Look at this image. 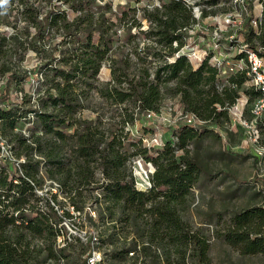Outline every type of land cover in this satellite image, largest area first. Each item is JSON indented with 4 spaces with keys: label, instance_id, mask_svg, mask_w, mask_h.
<instances>
[{
    "label": "trees",
    "instance_id": "trees-1",
    "mask_svg": "<svg viewBox=\"0 0 264 264\" xmlns=\"http://www.w3.org/2000/svg\"><path fill=\"white\" fill-rule=\"evenodd\" d=\"M220 1L208 0L211 4ZM70 7L82 13L70 20L66 10L57 9L42 17L51 29L61 32L59 42L52 47V57L39 65L42 82L49 85L38 96L36 108L20 106L30 101V96L25 100L28 94L18 98L19 105L15 108L0 106V133L9 144L16 141L11 149L18 160L11 162L8 155H0V264H31L37 257L33 243L36 236H51L55 242L56 236L62 235L64 245L60 247L58 258L66 257L63 253L68 246L83 249L85 246L78 243L79 238L72 236L62 223L65 218L74 217L72 210L61 205L60 212L52 204L57 203L58 193L50 189L39 194L37 189L44 185L45 176L56 180L73 208L81 213L85 188L80 186L95 181L96 169L101 170L105 181L90 188H100L94 199L97 206L91 211L101 215L107 210L113 215L118 208L123 219L136 228H140L138 221H143L142 230L150 239L169 238L174 244H180L182 257L193 243L199 257L207 259L209 242L190 230L178 212L179 205L186 202L192 186L202 174L200 164L186 158L180 150L207 127L184 124L177 131V140L175 134H171L162 147L140 146L133 152L148 154L156 167L150 179L151 186L143 189L135 185L134 176L128 170L127 162L132 154L124 148L125 140L139 146L142 139L135 138L132 128L125 130V125L134 126L135 109L144 113L160 110L161 81L175 79L184 105L202 118H212L218 123L221 115L225 118L228 115L226 110L217 109V104L223 106L226 99L234 101L238 91L226 88L223 93L219 92L216 69L207 60L196 64L185 55L175 56L172 61L164 60L154 70V77H150L147 56H163V49L174 56L177 47H173V41L183 44L184 35L180 30L196 21L191 6L184 0H164L163 9L150 10L146 4L141 6L144 9L142 17L152 26L147 34L156 36L161 48L154 46L155 50H149L146 45L144 56H139L143 64L138 70L131 69L130 52L120 55L110 52L117 40V31L110 32L116 22L114 17L92 11V0H76ZM132 9L137 7L132 6ZM127 15L124 11L118 18L123 21ZM104 26L108 27V33ZM252 30L250 27L246 33L247 39L253 38ZM257 39L264 45V26ZM106 59L111 62V79L96 86L98 92L111 103L125 105L120 119L109 128H103L100 115L92 117V110L85 104ZM9 73V80L30 76L28 71ZM237 80L239 84L243 81L242 78ZM130 101L135 104L132 109L127 105ZM27 112L34 113L32 121L39 122L40 130L37 125L26 135L17 127L25 122L23 118L27 117ZM144 117L149 119L145 114ZM64 186L69 187V191ZM82 226L78 225L80 229ZM221 235L243 254L264 253V206L237 211ZM91 241L92 236L87 245ZM132 246L133 242L129 243L128 247ZM49 247L54 249L52 244Z\"/></svg>",
    "mask_w": 264,
    "mask_h": 264
},
{
    "label": "rangeland",
    "instance_id": "rangeland-1",
    "mask_svg": "<svg viewBox=\"0 0 264 264\" xmlns=\"http://www.w3.org/2000/svg\"><path fill=\"white\" fill-rule=\"evenodd\" d=\"M163 1L142 0L138 3L137 0H92V11L103 12L116 19L110 32L117 31V40L113 42L110 52L115 55L130 52L133 59L131 69L138 70L143 64L139 56H144L146 45L149 46V50H155L154 46L161 48L157 43V37L147 34L152 26L146 17H142L144 9L141 6L146 4L150 10L155 7L162 8ZM184 1L191 6L196 21L180 30L184 35L183 44L179 45L178 40L173 41V47H177L174 56H169L166 53L167 49L161 50L163 56H147L152 72L151 78L154 77L156 67L164 60H174L178 50H186L189 49L188 46L193 45L195 48H200L201 52L208 51L219 38L224 41L237 30V25L224 24L225 15L239 8L236 6L238 4L236 0H221L215 4H211L208 0ZM247 1L253 4V9L258 8L259 0ZM238 2L241 3L243 0ZM73 3L76 4V0L69 2L8 0V4L0 7V106L7 109L15 108L19 105L18 98L28 94L25 100L30 96V101L23 102L20 106L36 108L38 96L43 94L49 85L42 82L39 65L52 57V47L59 42L61 32L56 28L51 29L47 22H43L42 17L50 10L60 9L66 10L68 18L73 20L77 14L82 13L70 7ZM132 6H136L137 9H132ZM124 11L128 15L125 20L120 21L118 17H121ZM236 13L239 18H244V22L249 19L248 11L242 12L239 9ZM107 28L105 27V31L108 33ZM244 31L238 30V33L242 32L241 37ZM57 59L58 57L53 61L56 62ZM188 60L196 64L201 63L195 58L188 57ZM13 71L19 73L28 71L30 76L26 79L9 80V72ZM110 79L111 62L106 59L97 75L95 86L85 100V104L92 110L91 116L100 115L103 128L115 125L125 106L111 103L99 94L96 86ZM244 86L242 84L240 88ZM160 88L162 98L158 114L152 119H145L146 112L135 109L134 126L129 123L125 125V130L132 128L136 134L135 138L142 139V144L139 146L132 145L129 140L124 141V148L129 154L139 150L140 146L162 147L171 134H175L177 140V131L184 122L178 112L169 109L168 104L173 102L183 110L189 109L182 102L181 92L178 91L175 79L161 81ZM127 105L132 109L135 104L130 101ZM33 118L34 113L27 112V117L23 118L25 122L17 128L26 135L37 125V129L40 130L39 122L33 123ZM220 118L219 127L212 129L206 126V129L200 130L198 136L188 141L185 148L180 150L186 158L196 161L202 168L201 176L192 186L186 202L179 205L178 212L190 230L205 237L209 242L207 259L199 257L197 247L193 243L188 246L185 257H182L180 251L183 249H180V244H174L169 238L162 241L157 237L150 239L149 234H145L142 230L143 221H138L140 228H136L123 219V215L117 211L118 208L113 215L107 210L101 215L98 211H91L97 206L94 199L100 188L93 190L90 188L105 181L101 170L96 169L95 181L80 186L85 188L83 190L85 202L81 213L73 208L72 202L62 189L58 188V182L45 176L44 185L38 188L37 192L42 194L51 189L54 193H58L57 203L52 202V204L60 212L61 205L72 210L74 217L65 218L62 223L72 236L79 238L78 243L85 247L81 249L77 246H68L63 253L66 257L58 258L60 247L64 245V237L57 235L54 242L51 236H36L33 238V243L36 244L37 257L31 264H86V256L93 249L101 252L103 264H264V253L243 254L238 247L227 242L221 235V232L231 224L232 217L237 211L264 206V159L255 154V144L245 142L244 132L240 126L228 129L224 124L225 116L221 115ZM218 133H223L226 137L221 134L218 136ZM154 136L158 138L162 136L161 142H152ZM144 137L149 141L143 139ZM14 144L16 141L9 144L7 138L0 133L1 157L8 155L11 162L18 161L11 149ZM147 156L148 154L140 151L130 155L127 162L128 170L132 172L138 188H147L149 179L156 169L155 164ZM64 189L68 190L69 187L64 186ZM88 210L91 212H87ZM81 224L82 229L78 227ZM91 236L92 241L87 245ZM132 242L133 246L128 247ZM50 244L53 245V250L49 247ZM89 247H91L90 251H88Z\"/></svg>",
    "mask_w": 264,
    "mask_h": 264
},
{
    "label": "built area",
    "instance_id": "built-area-1",
    "mask_svg": "<svg viewBox=\"0 0 264 264\" xmlns=\"http://www.w3.org/2000/svg\"><path fill=\"white\" fill-rule=\"evenodd\" d=\"M236 2L238 3L236 6L239 8L224 17V24L237 25V30L230 34L228 39L221 41L219 38L208 51L201 52L200 48L190 45L189 49L178 50L176 55H185L190 59L195 58L198 59V62L207 60L217 71L218 89L233 88L238 90L234 101H226L223 106L217 104V109L226 110L228 117L224 124L227 125V128L232 129L233 126H240L244 132L245 142L255 144V154L264 159V45L257 39L264 26V0L258 1L257 9H253V4H249L247 0H243L241 3L236 0ZM239 9L242 12L248 11L247 22H244L243 17L237 16L236 11L238 12ZM250 27L253 28L250 34L253 38L247 39L246 33ZM238 30H245L242 37V32L238 33ZM237 78L243 79L241 84L238 83ZM224 80L226 81L223 82ZM242 84L245 86L240 88ZM168 106L170 110H175L180 114V119L186 125L210 126L215 129L221 124L212 118H202L193 111L183 110L173 102ZM157 114L158 112L152 110L145 113L149 119L154 118ZM220 134L224 138L226 137L223 133ZM143 139L149 141L147 137ZM174 139L176 140V136ZM161 140L162 136L159 138L154 136L151 141L159 143ZM150 186L149 179L147 188ZM86 264H103L101 252L93 249L86 256Z\"/></svg>",
    "mask_w": 264,
    "mask_h": 264
},
{
    "label": "clouds",
    "instance_id": "clouds-1",
    "mask_svg": "<svg viewBox=\"0 0 264 264\" xmlns=\"http://www.w3.org/2000/svg\"><path fill=\"white\" fill-rule=\"evenodd\" d=\"M8 4V0H0V7Z\"/></svg>",
    "mask_w": 264,
    "mask_h": 264
}]
</instances>
